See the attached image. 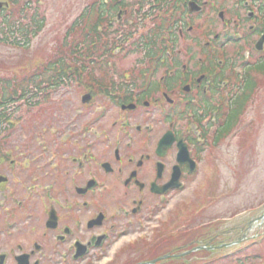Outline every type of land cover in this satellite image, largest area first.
<instances>
[{
  "label": "rangeland",
  "instance_id": "374dc122",
  "mask_svg": "<svg viewBox=\"0 0 264 264\" xmlns=\"http://www.w3.org/2000/svg\"><path fill=\"white\" fill-rule=\"evenodd\" d=\"M102 1L0 0V37L5 36L7 38V41L0 39V77L5 78L9 83L3 84L6 86L3 89L5 95L13 94V83L11 81L14 80L20 81L19 87L21 89L28 88L33 84L32 86L37 85L40 88V92L44 91L45 67H47V64L56 61L60 56L65 55L67 57L64 58L67 59L70 69L74 70L79 63L89 65V68H91V64L87 63L88 50L91 49L82 45L91 41L88 37L84 41L86 38L83 37L85 33L92 29L90 32L92 41L94 42L96 37L100 38L105 31L98 33L99 30L96 28L98 25L92 22H102V18H106V14H109V18L106 20L111 21L106 30L113 27L114 33L116 28L127 30L128 25L138 27L139 21L129 20L135 15V13L129 12V8L138 9L143 14L140 17L144 19V27L138 28L139 33L145 32L146 28L157 27L158 24H161L164 29L171 30L174 26L181 27L182 36L177 38V48L175 50L180 48V54L190 57L189 67H192V69L195 68V64L197 65L200 62L202 56L209 55L207 54L209 46L206 45V41L211 37V32H222L224 22L230 21L231 17L233 19L239 16L248 19L243 16L245 10L240 9L244 6V0H207L208 2H205V0H190L189 12H187L186 5H184L182 8L186 12L185 14L182 12L183 15L180 16L178 15L182 3L175 0L173 1L177 3L170 9L164 10L162 8L163 10L159 11L155 9L158 5L156 0H144L142 6L138 0H110L105 5L101 4ZM260 1L255 4L257 6L261 5ZM2 4L4 7L1 6ZM35 4L39 8L37 15L34 16V22H30L31 27L36 29L39 24H43V27H40L39 32L34 34V30L30 32L31 28L27 21L29 18H27V14H24L26 11L23 13V10L25 6H31L29 9L35 8ZM178 4L181 5L180 8H178ZM5 5L7 6L5 7ZM202 5L203 7H200ZM198 7L201 10H196ZM107 8L112 12L108 13ZM263 8L260 12L262 19L264 16ZM219 11H223L222 19L218 16ZM17 15L20 16L15 18ZM1 19H5V21ZM15 19H19L16 24L14 23ZM103 23L106 24L104 21ZM153 24L154 26H152ZM189 24L192 26L191 30L187 29ZM25 29L29 30L27 37L21 35L25 33ZM130 29L134 33L131 36V39H133L137 34L132 30L133 28ZM186 30H188L187 33L183 34V31ZM20 31L23 33H20ZM114 33H109L108 36L103 35L100 42L115 43L114 45L118 44L119 47L106 56L105 59H99L101 54L98 52V62L91 68L89 76L87 72L82 71L83 74L77 76L80 80L73 81L68 90H65V87L69 84L59 88H51L53 93H56L55 96H49L48 100L41 102V105H36L37 107L22 105L19 107L20 111H16L15 115L6 123L13 124V128L19 130L20 140L23 139L24 135L28 137L31 146L28 151L24 152L28 160L32 158L33 146H35L39 136V139L48 136L46 139L49 142L56 141L58 143L59 133L57 132L54 135L55 131L53 132V129H62L60 131L62 136L64 127L68 126L66 124L73 116L75 118L72 121L86 122L87 118L92 117L95 111H98L96 107L100 105L107 107L108 113L96 124L100 138L95 137V143L99 152L101 150L104 153L110 152L107 142L102 141L107 136L111 141L119 142L125 148L124 143L127 139L125 130L135 135V146L138 144L137 147L142 152L140 138L146 122L151 121L155 126V130L151 133L154 134L152 145L165 132L167 126L161 123L158 117L157 105H150L147 112L143 110V113H140L137 117H131L132 121L127 124L129 127L123 128L122 112H120L119 107H115L114 104L108 101L109 97L111 98L114 94L110 93L112 91L111 87L116 86L120 79L125 80L129 77L143 79L153 66V62H150L153 56L149 59L146 58L147 60L144 59L142 51L133 50V43L129 46L130 50L127 52V47L121 45L117 40V42L114 41ZM25 38L28 41L24 42L23 39ZM78 43L79 45H77ZM78 46H83L82 53L72 56V50ZM251 47H253L252 44ZM101 49L102 47L99 44V50ZM162 58H164L165 63L161 62L162 59L155 62V66L158 68L154 74L156 81L164 72L163 68H166L165 72L167 73L169 69L178 67L177 64L184 59L179 56L177 61H174L173 56L169 60V57L166 59L165 54ZM241 64H243V60H241ZM251 71L256 80L249 95L250 98L247 100L248 102L239 118L241 120L238 121L237 125H234L233 131L226 139H224L225 136L222 138L223 142L216 145L211 144V149L208 147L204 152L198 154L197 168L192 176L185 181L184 187L177 190L173 189L165 193L163 197L156 193L147 194L146 190V194L143 195L138 192L136 186L132 187L130 191L122 185L120 186L119 179L116 177H112V181H109L110 175L105 174L101 162H105L107 159L112 161L114 159L112 156L104 155L105 158L98 159V164L90 165L88 172L94 171L99 179L106 182V185L112 186L113 192L110 193L103 182L98 183L95 189L101 188L99 191L103 192L105 196L94 200L92 196L87 194L84 198L93 203L90 209L105 207L108 210L105 221L95 228V232L101 233L102 230H106L109 234V241L101 246H95L90 252L77 259L70 257L72 255L70 253L66 260L59 257L53 260L52 264H121L125 260L130 262L128 264H143L148 259H156L157 262L155 261L153 264H264V74L261 71L253 72V69ZM231 77L228 79L230 80ZM22 79L25 80L22 81ZM111 81L114 85L111 84ZM171 84L172 82L169 86ZM219 87L221 88V86ZM89 89L96 92L95 100L98 101L99 105H93L90 110H85L84 112L87 114L82 116V119H77L78 117H76L75 111L72 110L69 100L66 99V91L71 92L68 98L73 101V105L78 106L80 95ZM104 89H107V91ZM171 95L175 97L174 92ZM154 96L159 99L158 102H164L161 89L156 91L154 95L149 94V98ZM220 96L221 93L217 95V97ZM64 101L65 104L68 102L66 107H63ZM178 104L180 105V103ZM37 108L39 109L36 110ZM106 109H104V113H106ZM219 111L221 113L223 110L220 109ZM175 112H180L178 105ZM180 121H176L177 127L181 126ZM80 123L77 126L71 125L74 128L72 129L73 132L76 129L77 136H79ZM137 125L142 128L140 131L136 129ZM17 130L13 134L15 138L18 136ZM29 133L30 137L27 135ZM90 134L92 135L91 132ZM178 141V139H175L172 142V144L174 143L173 149L168 150L169 154L172 153L171 155L174 156L176 152H179L180 146L179 149L175 147V143ZM135 146L133 150H135ZM16 150V153H23L20 148H16ZM111 150L113 149L111 148ZM135 151L137 155L140 154L138 150ZM150 155L152 157L154 154L150 153ZM167 158L166 161L169 165L174 163V159H171L170 156ZM118 164L112 162L111 166L116 168L115 166ZM59 170V168L56 170L55 178L58 183H63L62 177H58V173L61 171ZM13 171L14 169L10 170L9 167L1 168L0 166V173L2 172L1 174H4L7 178L9 176L14 181L15 188L13 187L12 193H14V190L16 192L12 204L16 205L17 202L23 201L24 207L17 213L16 220L18 224L16 226L19 229L27 230V232H24V230L18 231V235L21 241L28 242L27 250H29L32 246L28 241V237H30L28 231L42 229L46 218L44 213L49 209L48 207L43 209L41 207L52 204L57 208L59 202H56V200L59 197L58 193H55L53 197H48L44 185V191H41L40 196L35 198L34 204L28 203L27 191L29 188L26 187L27 183L22 179L13 177ZM53 171L49 170L50 175L47 174L46 178L52 177ZM127 171H129V167L126 168ZM69 172V174L61 172V175L66 176L71 175L73 172L76 173L75 166ZM153 178L154 175L151 173L148 180ZM113 183L119 184V186ZM140 196L144 201L143 209L132 215L131 211L136 207V203L132 200H138ZM77 199L80 202L83 200L82 196H77ZM68 203L66 202V204ZM34 205L37 208H34ZM63 206L66 205L62 203L61 207ZM35 209L36 211H34ZM116 209H119L120 213L118 212L119 214L114 217L110 216L111 212L115 213ZM125 210L129 212L127 216H124ZM33 212L38 216L35 220L32 217ZM4 214V210L1 209L0 220H3V222L4 218L8 220ZM134 258L136 259L132 262ZM159 258L160 261H158ZM47 260L44 257V261L47 262Z\"/></svg>",
  "mask_w": 264,
  "mask_h": 264
},
{
  "label": "flooded vegetation",
  "instance_id": "af4514ba",
  "mask_svg": "<svg viewBox=\"0 0 264 264\" xmlns=\"http://www.w3.org/2000/svg\"><path fill=\"white\" fill-rule=\"evenodd\" d=\"M173 81H175V83H172L170 86L168 83L167 85L165 84V86L163 84H157V88L163 86L164 90L161 89V92H166L169 88L177 87V97H170V101L166 99V105L174 104L177 99V101L183 105L182 110L188 112L189 110H196L193 107L195 98L203 94L206 95L211 91V80L206 77L205 73H200L198 70L195 71L191 69L190 72H188V70L180 71V73L174 77ZM128 83L133 85L134 88H127L124 90L119 95V98L116 99V102L119 101V105L133 102L134 107L130 110V116L137 117V115L143 113V110L147 112V108L150 105H157V112L161 110L163 102H158L159 99L157 97L153 102L146 99L147 95L151 93L150 81L143 78ZM128 83H126V85ZM134 83H136V85ZM169 91L172 92L171 89ZM204 99H207L205 103L210 105L211 98L205 96ZM108 101L112 104L115 103L111 98H109ZM92 103L93 102L90 99V101L81 105L77 119H82V116L87 114L84 112L85 110H90L93 105H99L98 101ZM103 109L104 106H97L96 110L98 111H95L92 117H86V122L80 123L76 122L77 120H69L66 124L68 126L64 127V133L62 136L60 135L62 129H53V132L55 131L54 135H56L57 132L59 133L57 137L58 143L56 141L53 143L49 142V140L46 139L48 136H43L46 138L41 139H39V136L37 142H35V146H33L31 160H28L26 158V153H24L26 150L28 151L31 146L28 137L24 135L23 139L20 140L19 130L16 129L18 131L19 139L18 136L15 138L13 134L16 130L13 128V125L6 123L1 125V168L9 167L10 170L14 169L12 173L13 177L20 180L22 179L27 183L26 187L29 188L27 191L29 197L28 203L34 204L36 201L35 198L40 196L41 191H44L43 188L46 186L45 192L48 194V197H53L55 196V193H58L59 198H57L58 201L56 200V202H59V204L57 205V208L52 204L41 207L42 209L47 207L49 209L44 213L46 218L42 229H32L28 231L30 237H28V235L27 237L32 247L27 250L28 242L24 243L23 240L21 241V238H19L20 236L18 235V231L24 230V232H27V230L19 229V227L16 226L18 224L16 220L17 213L24 207L23 201L17 202L16 205L12 204V199L16 192L14 190V193H12L14 181L12 178H9L8 175L9 179L4 174H1L2 172L0 173V179L2 180H0V210H4V215L8 218V220H6L3 217L4 222L3 220H0V264H52L53 260L59 257H61L62 260H66L70 253H72L70 257L77 259L80 257L79 250L84 249L83 245L85 243H91L87 249V252H90L95 246H101L108 241L109 234L106 230H102L101 233L95 232V228L102 225L105 221L107 210L105 207H94L90 209L93 203L84 199L87 194L90 195L94 191L101 190V188L95 189L98 183L101 184L103 182L106 185V182L103 179H99L94 171L88 172L90 165H95L99 162L98 159L105 158L104 155L112 156L114 158L112 161L107 159V161L101 162L105 174L110 175L108 178L109 181H112V177L118 178L120 186L122 185V187L128 191L136 186L140 194L155 193L153 190H160L161 187L168 182L178 161L177 152L174 156L171 155L172 153H168V150L173 149L172 146L174 143L165 151L158 150L156 144L152 145L154 134L148 133L146 130L150 122L145 123V128L140 138L141 144H139L144 152H140V148L138 149L137 147L138 144L135 146L136 137L132 132L127 134L126 131L128 130L124 131L127 135V139L124 143L125 148L122 147L121 143L109 139L107 144L110 152L104 153L103 150H101V152L98 151L97 144L95 143V137H99L96 124L101 120L99 119V115L103 112ZM107 113L108 108L106 110V114ZM173 113H175V111L171 110L169 114ZM122 114H124V111H122ZM7 118V115H5V120H7ZM127 119L132 121L131 117H124V121ZM187 119L189 120V118ZM78 123H80L78 128L79 136L76 135V129L73 132L72 129L74 128L71 127V125L77 126ZM126 126L127 125L123 122V128ZM136 129L140 131L142 128L137 125ZM96 134L97 136H95ZM27 135L30 137V133ZM181 137L185 139L182 135H177L176 139ZM104 140L105 139L102 141ZM197 140L198 139H196V141ZM186 142H188L187 144L189 145L188 139ZM134 146L135 150H138L140 154L137 155L136 151L133 150ZM175 147L178 148V142L175 143ZM16 148L22 149L23 153H16ZM111 148L113 150H111ZM150 153H153L154 155L151 157ZM18 156L20 157L16 160ZM168 156H170L171 159H174V163L171 165L166 161ZM112 162H117L119 164L115 166L116 168H113L111 166ZM74 166L77 170L76 173L73 172L71 175L66 176L61 175V172L69 174V171L73 170ZM127 167H129V171L126 172ZM58 168L61 170H59L58 177H62L63 183H58L56 181L55 175ZM179 168L181 170V178H185L188 174V166L183 163ZM49 170H54L52 174L53 176L46 178L47 174L50 175L48 172ZM151 173H153L154 178L148 180ZM130 176H132V179L125 182ZM135 180L140 184L136 183ZM76 182L79 183L77 184ZM119 184L114 185L119 186ZM106 188L111 193L112 186L106 185ZM169 191L171 190L167 189L164 193ZM77 196H82L84 201L82 200V202H80L77 199ZM132 201L135 203L136 200L133 199ZM66 202L69 203L66 204ZM136 202V207L131 211L132 215L137 214L144 206L142 200ZM62 203L66 206L61 207ZM35 206L36 205H34V208H37ZM34 211H36V209ZM118 212L120 213V210L116 209L115 213L111 212L110 216L114 217L119 214ZM34 213L35 212H33L32 217L35 220L38 216ZM99 213L104 215L102 220L97 219ZM128 214L129 212L125 210L124 216H127ZM44 257L48 259L47 262L44 261Z\"/></svg>",
  "mask_w": 264,
  "mask_h": 264
},
{
  "label": "trees",
  "instance_id": "16d2710c",
  "mask_svg": "<svg viewBox=\"0 0 264 264\" xmlns=\"http://www.w3.org/2000/svg\"><path fill=\"white\" fill-rule=\"evenodd\" d=\"M40 26H41V24L38 25L37 28L40 29ZM20 33H23V32L20 31ZM28 33H29L28 29H25V33H23L21 35L27 37ZM0 39L1 40L5 39V41H7V38L5 36H3L2 38L0 37ZM23 40H24V42L28 41L27 38H25ZM77 45H79V43ZM86 47L88 49L91 48L90 45L88 46V44L86 45ZM79 48L78 49L74 48L72 51L77 55V53L80 52V49L82 50V48H80V49ZM93 51H95V50H93V48H92V50H88V52L91 53V54H92ZM64 59H65L64 56L63 57L60 56L56 61H54L51 64L47 65V69H45V72H46V70H49V72H46V76H48L47 81H49L51 79L52 82L55 81L56 82L55 84H58L57 81L59 80L61 82L62 78L67 75V71H66L67 70V63L65 62ZM253 70H254L253 72L261 71L264 74V61L262 63L258 64L255 67V69H253ZM45 72L43 71V73H45ZM255 80L256 79H255L254 74L252 73V71L248 72L246 77H245L244 87H243V89L241 91V94L238 95L235 98L234 106L232 108V111L229 113L226 122L224 123V125L220 126L215 132V139L216 140H218L220 138H223L225 136V134H227L232 129V126L235 123V119L239 115L240 110L242 109V107L244 106V102L247 100ZM3 84H6V80L4 78H0V88L2 86L4 88L5 85H3ZM7 84H9V83H7ZM13 84L14 85H19L20 81H18V82L15 81Z\"/></svg>",
  "mask_w": 264,
  "mask_h": 264
},
{
  "label": "water",
  "instance_id": "95a60500",
  "mask_svg": "<svg viewBox=\"0 0 264 264\" xmlns=\"http://www.w3.org/2000/svg\"><path fill=\"white\" fill-rule=\"evenodd\" d=\"M151 263V262H150Z\"/></svg>",
  "mask_w": 264,
  "mask_h": 264
}]
</instances>
